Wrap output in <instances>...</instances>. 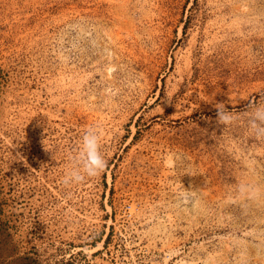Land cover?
I'll return each mask as SVG.
<instances>
[{
	"label": "rangeland",
	"instance_id": "rangeland-1",
	"mask_svg": "<svg viewBox=\"0 0 264 264\" xmlns=\"http://www.w3.org/2000/svg\"><path fill=\"white\" fill-rule=\"evenodd\" d=\"M256 104L264 0H0V264H264Z\"/></svg>",
	"mask_w": 264,
	"mask_h": 264
},
{
	"label": "clouds",
	"instance_id": "clouds-1",
	"mask_svg": "<svg viewBox=\"0 0 264 264\" xmlns=\"http://www.w3.org/2000/svg\"><path fill=\"white\" fill-rule=\"evenodd\" d=\"M217 122L231 123L235 116L228 112L222 104H217ZM250 124L257 134L264 133V104L252 106ZM102 133L98 127H90L85 130L82 138V146L74 157L75 166L66 173L63 182L65 184L82 182L86 177H96L107 167V161L101 153ZM186 201L194 202L195 196L187 194L184 196ZM193 206L195 204L193 203Z\"/></svg>",
	"mask_w": 264,
	"mask_h": 264
}]
</instances>
